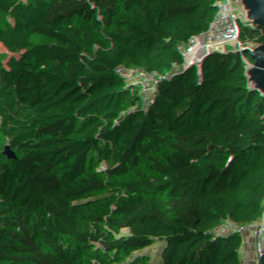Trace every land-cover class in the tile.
I'll return each instance as SVG.
<instances>
[{
  "label": "trees",
  "instance_id": "1",
  "mask_svg": "<svg viewBox=\"0 0 264 264\" xmlns=\"http://www.w3.org/2000/svg\"><path fill=\"white\" fill-rule=\"evenodd\" d=\"M175 2L0 0V264H241L245 239L209 214V187L174 183L142 201L136 182L168 161L178 134L201 129L185 122L203 104L209 68L174 32L182 26L142 55ZM220 8L245 56L256 134L239 208L264 240V0ZM75 92L88 95L84 106ZM198 159L203 181L224 174V159ZM136 198L106 239L81 207Z\"/></svg>",
  "mask_w": 264,
  "mask_h": 264
},
{
  "label": "water",
  "instance_id": "2",
  "mask_svg": "<svg viewBox=\"0 0 264 264\" xmlns=\"http://www.w3.org/2000/svg\"><path fill=\"white\" fill-rule=\"evenodd\" d=\"M177 1L181 12L172 9L163 15L155 36L149 41L148 52L167 43L175 25H181L188 47L197 48L201 63L209 68V77L201 87L205 97L197 111L196 123L204 130L207 151L224 159L225 170L214 182L204 180L196 185L207 186L213 192L208 203L209 214L245 239L241 264H251L261 233L239 208L252 179L247 176L253 168L247 144L256 137L245 106L246 89L250 85L245 56L230 34L219 31L218 18L214 15L216 0ZM239 165L245 171L243 174H239Z\"/></svg>",
  "mask_w": 264,
  "mask_h": 264
},
{
  "label": "built area",
  "instance_id": "3",
  "mask_svg": "<svg viewBox=\"0 0 264 264\" xmlns=\"http://www.w3.org/2000/svg\"><path fill=\"white\" fill-rule=\"evenodd\" d=\"M221 1L224 3L228 0ZM221 12L222 11L220 8V10L214 15L219 18ZM176 29H180V27H175L174 32H176ZM181 29V34L183 36L184 30L183 28ZM122 75L123 73L117 74L116 80L112 76H109L108 80L118 81L122 77ZM69 98L73 101H76L79 105L84 106L87 103L88 95L82 92H75L70 93ZM200 149L201 148L192 139L188 131L178 134L177 144L168 161L156 168L151 169L146 175L137 177L136 182L141 186L143 190L142 201L151 197H159L166 188L174 183L181 182L180 179L187 175H195L197 179L196 184H200L201 182H203L199 173L198 154L201 153ZM139 202L140 200L136 198L131 202V204L124 207H120L115 203L111 205H105L102 203L85 202L82 208L86 211L87 215L100 218L103 238L106 239L110 236L115 217L122 212L129 211ZM260 246L261 248L253 256L251 264H264L263 238Z\"/></svg>",
  "mask_w": 264,
  "mask_h": 264
},
{
  "label": "rangeland",
  "instance_id": "4",
  "mask_svg": "<svg viewBox=\"0 0 264 264\" xmlns=\"http://www.w3.org/2000/svg\"><path fill=\"white\" fill-rule=\"evenodd\" d=\"M172 9H177V10H179V11L181 12L180 5H179V2H178L177 0H176L175 4H174L173 6L170 7L169 10H172ZM216 18H218V17H216ZM219 19L221 20V18H219ZM221 21H222V20H221ZM222 26H223V27H222ZM222 26H221V28H218L219 31H220V32H223L225 35H228L229 33L226 31V29H225L223 23H222ZM181 31H182L181 27H180V29H176V32H178V34L182 36ZM183 34H184V33H183ZM194 51H198V49H197V48H194ZM146 52H148V45L146 46V48H145L144 52L142 53V55L146 54ZM142 55H141V56H138V57L135 58V59H133V60L129 63V66L132 65L133 63L137 62V61L142 57ZM246 76L248 77V74H246ZM248 78H249V77H248ZM198 109H199L198 107L193 106V108H192V110H191V112H190V114H189V116H188V119H187V121L185 122V124L189 125L191 122L196 121V119H197V111H198ZM32 126H33V127H38L37 124H32ZM203 131H204L203 129H200V130L195 134V136L192 137V139H193V140L196 142V144L201 148L200 150H201V153H202L203 155L212 156L213 154L210 153V152H208L207 149H206V142L204 141V138H203V136H202ZM251 166H253V162H252V161H251ZM244 172H245L244 169L241 168L240 171H239V174H243ZM252 175H253V168L251 167V168L248 170V172H247V176H248V177H251ZM204 179L207 180V181H211V182H214V181H215V178H214L213 176H206ZM196 180H197V179H196L195 175H187V176L181 178V179H180L181 182H179V183H181V184H182V183H184V184L196 183ZM207 200L210 201L211 199L208 197ZM83 204H84V203L81 204V207L83 206ZM258 240H259V246H258V250H259V249L261 248L260 243L262 242L261 234L259 235ZM258 250H257V251H258Z\"/></svg>",
  "mask_w": 264,
  "mask_h": 264
},
{
  "label": "bare ground",
  "instance_id": "5",
  "mask_svg": "<svg viewBox=\"0 0 264 264\" xmlns=\"http://www.w3.org/2000/svg\"><path fill=\"white\" fill-rule=\"evenodd\" d=\"M217 26H218V28H221V26H222V21L219 18L217 19Z\"/></svg>",
  "mask_w": 264,
  "mask_h": 264
},
{
  "label": "crops",
  "instance_id": "6",
  "mask_svg": "<svg viewBox=\"0 0 264 264\" xmlns=\"http://www.w3.org/2000/svg\"><path fill=\"white\" fill-rule=\"evenodd\" d=\"M181 184V183H180ZM182 184H184V183H182ZM241 263V262H240Z\"/></svg>",
  "mask_w": 264,
  "mask_h": 264
}]
</instances>
